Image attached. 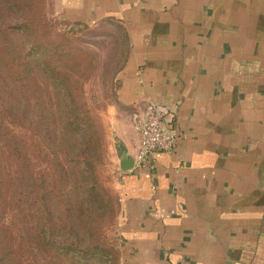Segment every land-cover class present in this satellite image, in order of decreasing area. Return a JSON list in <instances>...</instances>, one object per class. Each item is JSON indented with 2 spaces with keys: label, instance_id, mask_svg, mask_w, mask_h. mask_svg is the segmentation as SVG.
Wrapping results in <instances>:
<instances>
[{
  "label": "crops",
  "instance_id": "crops-1",
  "mask_svg": "<svg viewBox=\"0 0 264 264\" xmlns=\"http://www.w3.org/2000/svg\"><path fill=\"white\" fill-rule=\"evenodd\" d=\"M58 2L129 45L115 117L123 264H264V0ZM150 106L177 139L140 163L134 116Z\"/></svg>",
  "mask_w": 264,
  "mask_h": 264
},
{
  "label": "trees",
  "instance_id": "trees-1",
  "mask_svg": "<svg viewBox=\"0 0 264 264\" xmlns=\"http://www.w3.org/2000/svg\"><path fill=\"white\" fill-rule=\"evenodd\" d=\"M39 1L31 0L25 11L23 0H0V20L18 18L17 28L7 32L0 29V264H118V252L103 248V243L100 244L95 234L90 237L94 246L81 252L55 236L56 230L60 234L68 227V218L73 212L79 214L81 221L87 214L95 216L99 210L85 202L77 206L75 203L62 210L60 207L64 202L55 191L57 180L54 178L53 165L59 167L66 176L67 167L61 155L64 153V159L70 160L67 151L72 149L77 152V156L71 162L85 169L81 175L84 176L86 169L89 170L86 174L90 171L94 174L89 158L98 149L101 136L100 129L77 97L71 102L73 107L70 106L60 116L63 118L61 122L53 110L51 98H48V102L38 100L41 90L38 82L40 67L44 65V71L49 76L53 67L50 62L41 63L40 60L46 53H52L41 46L34 29L22 22L27 16L35 18ZM29 36L33 44L30 47L31 58L27 60L26 57L24 59L23 47ZM1 38L6 41H1ZM62 83L58 82V86ZM26 93L29 108L24 105ZM45 103L47 106H44ZM38 105L41 108H37ZM39 112L41 120L47 122L40 124L37 120ZM27 115L33 119L29 124L34 135V141L31 142L22 135ZM42 145L45 146V152ZM51 156L55 161L50 159ZM36 158L48 165L45 171L38 172L33 162ZM44 177L46 183L43 184L41 178ZM92 192L95 201L100 198L98 192L107 200L110 199L103 190L92 188ZM4 219L8 222H3ZM26 220L29 228L23 234L24 227L20 231L17 225ZM56 220L58 224L53 226Z\"/></svg>",
  "mask_w": 264,
  "mask_h": 264
},
{
  "label": "rangeland",
  "instance_id": "rangeland-1",
  "mask_svg": "<svg viewBox=\"0 0 264 264\" xmlns=\"http://www.w3.org/2000/svg\"><path fill=\"white\" fill-rule=\"evenodd\" d=\"M30 1L23 0L25 11L29 8ZM37 8L39 11L37 14L35 13V18L27 16L22 23L29 24L36 32L41 46L52 53V55L46 53V56L40 60L41 63L46 61L53 64L51 76L44 71L46 68L44 65L40 67L38 82L41 90L38 100L48 102V98H51L54 102L53 110L59 119L66 109L70 106L73 107L71 102L77 97L100 129L101 136L98 149L94 150L89 158L94 167V174L91 171L86 174L89 171L86 169L84 176L81 175L85 169L80 164L71 162L77 156V152L72 149L67 151L70 160L64 159L66 157L64 153L60 154L63 156V162L66 163V176L60 172L59 167L53 165L54 178L57 180L55 191L62 196L61 199L64 202V205L60 207L62 210L75 203L77 206L81 202L89 204L92 208L95 206L97 208L95 209L99 210L95 216L87 214L86 218L83 217L81 221L78 218L79 214L73 212L72 216L68 218V227L62 233L60 232L63 235H60L56 230L55 236H59L72 249L81 252L94 246L90 237L91 234H95L101 241H99L100 244L103 243V248L118 252L120 255L118 264H123L122 238L118 225L120 170L115 117L122 111L116 97L119 75L129 51L125 33L120 26L113 24L86 26L69 22L64 16V9L58 0H40ZM17 21L18 18L15 17L0 20L1 31L7 32L12 28H17ZM1 41L6 40L1 38ZM50 43L51 47L48 46ZM24 44V47L22 46L23 55L24 59L26 57L28 60L31 58L30 47L33 44L30 36ZM58 82L63 83L58 86ZM27 94L24 97V105L29 108V101L26 100ZM44 106L47 104L45 103ZM27 107L24 108L28 109ZM37 108H41L40 105ZM40 116L41 112L38 113L37 119L40 124L47 122L45 119L41 120ZM61 120L63 118L59 119L60 122ZM25 122L22 135L25 136L26 141H34V135L31 134L29 128V124L33 122L30 115L26 116ZM37 141L39 144V139ZM42 149L45 152L44 145H42ZM31 155L35 154L31 151ZM50 159L55 161L53 156ZM33 162L37 166L38 172L45 171L48 166L44 161H38L37 158ZM41 183H46V177L41 178ZM92 188L107 192L110 199L107 200L101 196V192H98L100 198L95 201ZM58 208L56 205V209ZM3 222L8 221L4 219ZM57 224L58 220L53 222V226ZM17 227L20 231L24 227L23 234L27 233L28 220L24 223L22 221L21 224L19 222Z\"/></svg>",
  "mask_w": 264,
  "mask_h": 264
},
{
  "label": "built area",
  "instance_id": "built-area-1",
  "mask_svg": "<svg viewBox=\"0 0 264 264\" xmlns=\"http://www.w3.org/2000/svg\"><path fill=\"white\" fill-rule=\"evenodd\" d=\"M172 114L162 112L155 106L135 114V126L139 134L138 162L153 160L160 152L172 151L177 134L172 129Z\"/></svg>",
  "mask_w": 264,
  "mask_h": 264
},
{
  "label": "water",
  "instance_id": "water-1",
  "mask_svg": "<svg viewBox=\"0 0 264 264\" xmlns=\"http://www.w3.org/2000/svg\"><path fill=\"white\" fill-rule=\"evenodd\" d=\"M134 161L132 158L130 157H125L121 162H120V169L121 171H129L132 170L134 168Z\"/></svg>",
  "mask_w": 264,
  "mask_h": 264
}]
</instances>
